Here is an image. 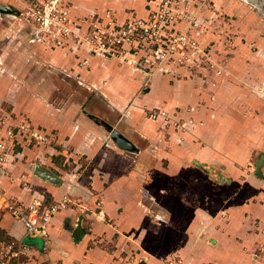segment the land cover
I'll use <instances>...</instances> for the list:
<instances>
[{"label": "crops", "instance_id": "1", "mask_svg": "<svg viewBox=\"0 0 264 264\" xmlns=\"http://www.w3.org/2000/svg\"><path fill=\"white\" fill-rule=\"evenodd\" d=\"M32 53L17 50L16 45L5 49L0 104H17L19 89L24 102L41 107L39 115L31 116L56 136L55 141L49 150L44 148V157L38 148L27 147L24 156H31L27 161L39 156L64 181L58 185L39 177L26 161L14 169L12 178L0 176V188L24 202L40 191L52 201L69 197L71 202L49 226L48 251L42 250L40 237H27L22 222L0 211V228L9 242L30 239L31 256L52 264H130L124 256L130 250L147 257L145 264H165L163 258L174 249L191 264H264V255L254 252L264 239V112L234 107V100L257 98L256 94L240 89L238 83L219 81L210 88L216 100L209 109L200 103L207 93L193 80L160 76L141 92L142 73L117 60L84 53L87 63L75 66L80 84L99 90L107 105L121 113L114 126L139 148L132 152L119 148L92 114L80 111L81 103L59 102L46 90L35 97L27 81H17L18 68L32 62ZM45 55L57 70L72 62L63 50ZM40 58L44 61V53ZM12 60L22 66L15 67ZM155 106L170 110L179 106L182 116L204 124L185 133L165 130L162 120H153L144 111ZM142 139L148 141L144 147ZM81 158L90 162L87 172L65 170L69 163L73 170L81 166ZM196 161L224 167L230 181L212 179ZM22 173L34 189L22 183ZM146 199L161 209L152 208Z\"/></svg>", "mask_w": 264, "mask_h": 264}, {"label": "rangeland", "instance_id": "2", "mask_svg": "<svg viewBox=\"0 0 264 264\" xmlns=\"http://www.w3.org/2000/svg\"><path fill=\"white\" fill-rule=\"evenodd\" d=\"M0 4L11 8L0 10V71L5 70L3 54L10 45H16L17 50L33 51L32 62L24 67L19 60L12 61L15 67H21L15 79L27 81L35 97L44 96L46 90L59 102L81 103L80 111H88L95 121L111 122L117 128L114 125L121 119V113L107 105L99 90L82 86L80 74L75 73L76 64L87 63V58L82 60L87 53L117 60L142 73L145 89L141 92L148 91L153 80L160 76L190 79L208 95L200 102L201 106L212 109L216 93L210 88L219 81L225 85L232 82L257 95V98L246 96L238 102L234 100V107L239 106L245 112H264V0H0ZM57 50H63L72 59L58 70L51 65L54 60L45 55ZM97 51L104 54L97 55ZM41 53H44L42 62ZM251 97L254 100L250 101ZM17 99V104H0V176L8 178L13 177L19 163L27 162L38 175V165L44 166L39 156L44 157V148L48 149L56 138L50 133V140L39 143L33 133L47 134V130L35 123L31 115H39L42 109L28 101L25 109L22 90L18 89ZM189 110L196 111L192 106ZM144 111L149 118L162 120L161 127L169 131L185 133L204 124L195 117L182 116L179 106L173 110L147 107ZM184 123L188 125L183 127ZM106 132L111 138L110 131ZM147 142L142 139L141 146ZM25 147L38 148V158L27 161L30 155L24 156ZM84 158L78 169L73 170V164L69 163L65 170L87 172L90 162ZM218 169L222 171V167ZM20 175L22 178L26 173ZM24 181L33 186L27 179ZM54 202L64 203L60 211L71 200L64 197ZM146 202L154 209H161L149 199ZM261 233L264 234V228ZM6 241L8 236L0 228V252L6 249L9 241L5 246L2 244ZM254 250L256 255H264V239L256 243ZM124 256H128L130 264L147 261V257L139 258L133 250ZM172 256L177 257L178 264H191L175 249L163 258L164 263L170 264Z\"/></svg>", "mask_w": 264, "mask_h": 264}, {"label": "built area", "instance_id": "3", "mask_svg": "<svg viewBox=\"0 0 264 264\" xmlns=\"http://www.w3.org/2000/svg\"><path fill=\"white\" fill-rule=\"evenodd\" d=\"M97 55L104 54L101 51H97ZM188 124L184 123L182 126L186 127ZM25 132L29 131L27 126L24 127ZM33 132V131H32ZM50 133H37L33 135L36 139L40 140L39 143L44 142L41 140H50ZM45 166V165H44ZM25 177V175H24ZM22 177V178H24ZM24 181V179H22ZM25 186L30 187V190L34 187L24 181ZM64 203H56L48 197L47 193L43 191L38 192L37 196L29 202H24L18 199L9 197L0 188V210L9 212L15 219L22 222L27 237H40L42 240V250L48 251L50 248L51 238L49 234V226L54 216L59 212ZM32 244L28 241L22 243L9 242L6 249L0 252V264H52L50 262H44L39 259H34L30 252ZM170 264H178L176 256L169 258Z\"/></svg>", "mask_w": 264, "mask_h": 264}, {"label": "water", "instance_id": "4", "mask_svg": "<svg viewBox=\"0 0 264 264\" xmlns=\"http://www.w3.org/2000/svg\"><path fill=\"white\" fill-rule=\"evenodd\" d=\"M9 9L11 8L0 4V10L6 11ZM96 122L100 124L101 126H103L107 131H110L111 139L116 143V145L119 148L123 150H127V151H132V152L139 151V148L128 137L122 134V132L119 129L114 128L110 123L106 121L104 122L96 121ZM195 164L198 165L202 170H204L209 175H212L213 177H215L220 182L230 181V179L227 177L226 174L223 173V171H220L217 167H215L214 165L210 163H201L199 161H196ZM256 165H257V171L260 172V164L257 163ZM37 174L40 177L46 179L47 181H52L58 184L62 182V179L59 176L54 175V173L49 168H47L46 166H42L40 164L38 165V168H37ZM213 242H214V239H213Z\"/></svg>", "mask_w": 264, "mask_h": 264}, {"label": "bare ground", "instance_id": "5", "mask_svg": "<svg viewBox=\"0 0 264 264\" xmlns=\"http://www.w3.org/2000/svg\"><path fill=\"white\" fill-rule=\"evenodd\" d=\"M11 16V15H10ZM86 117V116H85ZM89 118V117H88Z\"/></svg>", "mask_w": 264, "mask_h": 264}, {"label": "trees", "instance_id": "6", "mask_svg": "<svg viewBox=\"0 0 264 264\" xmlns=\"http://www.w3.org/2000/svg\"><path fill=\"white\" fill-rule=\"evenodd\" d=\"M28 241H30V239Z\"/></svg>", "mask_w": 264, "mask_h": 264}]
</instances>
